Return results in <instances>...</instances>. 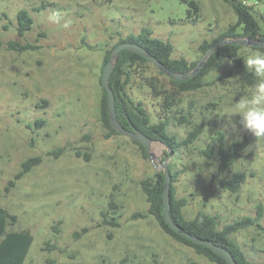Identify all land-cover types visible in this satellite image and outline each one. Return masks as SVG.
I'll list each match as a JSON object with an SVG mask.
<instances>
[{"label":"rangeland","instance_id":"374dc122","mask_svg":"<svg viewBox=\"0 0 264 264\" xmlns=\"http://www.w3.org/2000/svg\"><path fill=\"white\" fill-rule=\"evenodd\" d=\"M185 1L0 0V206L17 216L8 230H28L34 236L24 264H214L166 233L148 212L141 180L161 170L163 159L180 171L174 185L176 196L187 199L186 218L204 211L216 215L222 228L255 216L259 205L264 208V138L246 130L239 115L229 118L235 103L250 95L257 81L248 85L231 59L223 60L202 87L191 91H178L170 76L151 62L132 70L126 88L130 97L143 104L152 122L169 119L168 130L179 140L201 123L204 130L194 143L169 155L171 150L155 140L153 156L147 158L129 136H106L101 66L106 49L119 37L149 26L155 36L174 45L173 57L195 62L203 57L200 44L237 20L224 0H195L197 14L189 13ZM244 2L264 34V0ZM43 3L46 7L34 10ZM22 9L34 18L23 36L17 30ZM53 13L61 17L58 23L49 19ZM9 41L36 48L12 50ZM239 56L245 61L264 56V51L243 45ZM150 79L168 92L155 93ZM168 93L173 96L166 103ZM39 119L46 124L38 126ZM219 130L225 132L227 144L244 137L249 143L242 156L216 176L220 157L214 137ZM59 147L61 154H48ZM37 155L42 162L6 192L22 163ZM237 172L247 179L232 192L220 181ZM102 211L118 225L105 224ZM261 225L231 237L249 260L264 264V216Z\"/></svg>","mask_w":264,"mask_h":264},{"label":"trees","instance_id":"16d2710c","mask_svg":"<svg viewBox=\"0 0 264 264\" xmlns=\"http://www.w3.org/2000/svg\"><path fill=\"white\" fill-rule=\"evenodd\" d=\"M237 13V20L233 24L220 33L216 38L212 40H204L200 46L199 50L204 55L211 46L216 42L224 38H234V37H252L264 39V34L261 31V26L252 12V7L244 2V0H224ZM189 4V13H198L199 5L195 0L185 1ZM46 7V4H42L41 7H37L34 10L39 11ZM193 8V11L191 10ZM18 20V33L19 35H25L26 31L32 28L34 18L30 12L26 9H22L17 14ZM239 27L241 31H239ZM130 41L136 42L141 46L145 47L152 55L159 59L165 66L175 72H185L190 71L196 67L199 61L189 62L185 57H173L174 45L170 41L163 40L154 35V31L149 26H144L138 33H131L126 36L119 37L118 40L109 48L106 49V53L102 62L101 70L110 60L113 49L121 42ZM0 40V44H1ZM9 49L26 51L29 49L36 48L35 45L31 43L21 44L16 41L8 42ZM243 45H238L235 43H227L217 50L209 57L204 67L192 78L176 81L170 77L171 84L178 91H191L202 87L205 84V77L216 67H218L223 60L231 59L234 63V67L238 68L241 78L248 84L253 85L257 80L254 74L246 68L245 61L239 56L240 49ZM264 51V48L255 47ZM150 61L138 53L130 50H122L119 53L118 59L116 61L114 70L110 76V86L112 87L115 97H116V110L117 117L121 124L127 129H132L136 127L144 134L150 136L154 140L162 142L171 152H178L183 146H189L194 143L203 132V125L201 123L196 124L184 137L179 140L177 136L170 133L168 130L169 119H163L158 122H152L151 116L147 109L143 106L141 102H135L130 95L127 93V85L132 77V70ZM160 73L165 74L160 71ZM100 82L102 85V73L100 75ZM149 84L153 87L155 93L162 95L167 90L158 88V84L154 79L149 80ZM103 96L101 102V120L103 125L109 130L106 136H111L114 133H119L115 128L112 127L109 119L108 104H107V92L102 86ZM173 94L168 93L165 95V102L169 103V98H172ZM187 120L186 117H183ZM46 124L44 119H39L37 121L38 126ZM214 139L218 142V154L220 157V162L218 166V173L216 176L222 172L228 170L238 158L243 154V150L248 146L249 140L244 137L242 140L232 141L226 143L225 132L217 131V136ZM140 147L144 157H149L144 146L134 141ZM63 151L62 147L56 150L50 151L48 154L59 155ZM210 155L213 151L209 152ZM170 155V152L168 153ZM77 155L80 152L77 151ZM43 157L41 155L32 156L26 159L22 163V169L14 175V178L8 181L5 186V191L9 192L11 187L16 184V180H19L25 173L30 171L33 166L41 163ZM165 160V159H163ZM169 170L171 172V184H170V199H171V209L170 213L173 220L181 225L183 229L191 234L199 236L204 239L213 241L225 248L229 249L235 259L240 264H262L257 262H252L247 257L246 253L242 249L241 245L231 237V235L243 228L249 226L262 227L261 219L264 216V208L262 205L257 207V212L255 216L246 215L241 218L235 219L232 222L225 224L222 228L218 227V217L206 213L204 211H198L193 218H186L183 213V207L187 203L186 198H178L176 196V187L174 182L178 180L180 171H173V165L169 164ZM247 176L243 172L234 173L232 177L221 179L220 183L224 188L229 189L232 192H238L241 189L242 184L246 181ZM164 183L165 175L163 170L157 171L154 176L147 177L141 180V186L146 194L147 201L149 202L148 212L152 214L163 230L171 235L174 239L192 246L198 253L204 254L209 258L214 264H229L221 255L206 247L202 244L193 242L192 240L184 237L180 233L172 229L166 222L164 216ZM112 205V201H110ZM103 221L105 224L118 225L115 219L108 218V212L102 211ZM140 213H135L134 216ZM17 221V216L12 215L7 212L3 207L0 206V264H24L25 259L28 255L30 247L33 243L34 236L28 230H8V226L14 224ZM48 244V243H47ZM124 261H122L123 263ZM110 264V263H108ZM188 264H197L191 262Z\"/></svg>","mask_w":264,"mask_h":264},{"label":"water","instance_id":"95a60500","mask_svg":"<svg viewBox=\"0 0 264 264\" xmlns=\"http://www.w3.org/2000/svg\"><path fill=\"white\" fill-rule=\"evenodd\" d=\"M227 43H235L238 45H250L255 47L264 48V39L261 38H252V37H234V38H224L216 42L213 46L209 48V50L203 55L202 59L199 61V63L196 65L195 68H193L190 71L185 72H175L171 69H169L167 66H165L159 59H157L154 55H152L145 47L141 46L140 44L136 42H130L125 41L119 43L115 48L113 49L112 55L110 60L106 63L103 72H102V86L107 92V104H108V113H109V119L110 123L113 128H115L119 133L129 136L134 141H137L141 143L144 148L146 149L149 156H153L151 152V143L155 141L150 136L144 134L136 127H132V129H127L125 126L121 124L117 117V110H116V97L115 93L110 86L109 80L110 76L114 70L116 61L118 59L119 53L122 50H130L135 53L140 54L144 58L148 59L152 64H154L157 68L160 69V71L164 72L165 74L169 75L172 79L176 81L184 80V79H190L193 76H195L206 64L209 57L214 53L215 50L220 48L221 46L227 44ZM173 152H170V155H172ZM162 170L165 175V183H164V216L166 219V222L168 225L174 229L176 232L180 233L184 237L192 240L195 243L202 244L206 247L211 248L215 252H217L219 255H221L229 264H240L234 257L233 253L225 248L224 246H221L213 241H210L208 239L201 238L199 236H196L194 234H191L183 229L181 225L176 223L170 213L171 209V199H170V184H171V172L169 170V164L167 159L163 160L161 163Z\"/></svg>","mask_w":264,"mask_h":264},{"label":"clouds","instance_id":"9594fccd","mask_svg":"<svg viewBox=\"0 0 264 264\" xmlns=\"http://www.w3.org/2000/svg\"><path fill=\"white\" fill-rule=\"evenodd\" d=\"M49 19L58 23L61 17L53 13ZM68 23H65L64 27H67ZM245 65L254 74L257 83L250 95L242 97L235 103L229 118L239 115L240 123L246 130L257 139L264 138V56L249 57L245 60Z\"/></svg>","mask_w":264,"mask_h":264}]
</instances>
